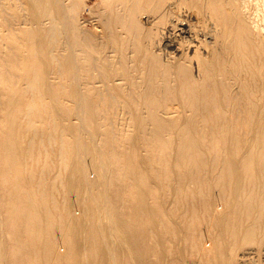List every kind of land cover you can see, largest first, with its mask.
<instances>
[{"label":"rangeland","instance_id":"rangeland-1","mask_svg":"<svg viewBox=\"0 0 264 264\" xmlns=\"http://www.w3.org/2000/svg\"><path fill=\"white\" fill-rule=\"evenodd\" d=\"M168 1L170 0H162V2L160 0V3L159 0H68V7L66 8L67 19L70 17L74 20L73 21L70 18L68 19V24L72 31L71 33H73L77 39H80L83 44L86 43L88 44L87 46H92L91 49H93L95 53L91 52V55L99 56L104 54L107 56L106 59L114 60V63L116 62L115 64L113 63V72H109L106 74V76H103L102 79H98L97 77H101V75H97L98 73L95 72L93 77V79H95L91 82V88L86 86L85 80H82L80 83L82 84V97H80L81 100L82 98L83 100H79V102L78 96L74 94L77 89V85L75 84L78 80V77L73 79V76L70 75L71 72L68 71L67 63H65V54L63 55L65 50L62 48H58V50L57 48L55 49V47L59 45V41L63 40V36L56 38V46H51L53 48V52L57 50L61 52L63 56H60L58 59H56L58 62L56 60L52 61V59L47 57L49 74L45 73V75L48 79L42 78V74L40 73V75L37 74L39 75L38 79L40 78L43 83H39L42 81L37 79L38 81L36 80L37 82L35 85H33V90H31L29 89L28 80H20V78L25 74L28 76L33 74L31 72V68H25L23 65H21L22 56L25 58L26 55L25 49L20 45V42H22L21 40H24L26 37L21 33L24 29H27V25H23L24 22H21V18L24 15L18 14L16 17L13 10L11 9V11H9L12 15L7 10H5L4 14L0 13V98H2L0 100V142H3V140L6 139L7 145L9 147V153L7 154L6 158L3 157L2 160L0 159V264H44L45 262V264H111L112 261V264H264V57H262L264 56L262 55L264 52V16H262L264 14V0H259V2H257L258 0H236L235 2L234 0H227L228 4L226 3V0H194L195 3L193 0H183V8L178 9L180 11L182 9L186 11L184 12V22L181 21L182 23L179 21L180 18H175L171 14L167 15L165 12L164 7ZM217 1L218 5H216ZM189 2L190 8L188 7ZM212 2L213 6L212 4L209 5V3ZM196 3L201 6L197 7ZM255 3L258 5H255ZM69 5H72L70 9ZM206 5L209 6L206 7ZM174 11H176V9H174ZM110 12L112 13L110 14ZM233 13H235L236 16ZM230 14H233V16L230 17ZM242 14H244L243 17ZM252 14L253 16H251ZM7 15H11L12 17ZM234 16L236 21L235 18H233ZM146 18H149L150 22L149 20L146 22ZM222 22L226 24L232 22V29L235 31L233 32L234 39L228 40V38L222 35L226 31H224L226 27L221 26ZM245 22H247L250 27H248V24ZM200 24H203L204 27H206L205 30H208V36H204L202 33L199 34L196 38L198 40L197 45V43L192 41L190 35L185 33V31L189 28L197 29ZM213 24H215L216 27ZM171 26H173L172 32L169 31L170 29H167V27L171 28ZM253 27L257 31L252 30ZM261 27L262 30H260ZM81 30L83 32H81ZM127 30L129 31L128 34L126 32ZM219 30L220 32H223L221 33V36L217 35V31ZM215 31L217 36L215 35ZM261 31H263V34ZM253 32H256V34ZM244 34L247 35L246 39ZM5 36L9 39V41ZM19 36L21 37L19 38ZM247 37L249 38L247 39ZM214 38H216L215 40L218 42H215ZM250 40L253 41L254 45L250 42ZM254 40L256 42H254ZM261 40L263 41L260 42ZM168 41H171V43H168ZM126 42L127 44H125ZM13 43L15 46L17 45V49H12V51L16 52L20 48L18 51V57L16 58L8 57L9 54L6 52L8 49L6 51L3 50L7 48L6 45ZM227 43H229L228 46L226 45ZM192 45H197V47H199L196 54H194V49H188ZM112 46L114 48H112ZM170 47H172V49ZM22 48L23 52H20ZM217 48L220 52L216 50ZM261 48L263 49V52ZM114 49L116 51H121L122 49V51H119L118 54L115 53L116 51ZM226 51H228V53ZM3 52H6L7 56L5 53L2 54ZM12 53L10 52V54ZM211 54H213L215 57H212ZM150 55H154V58L152 56L151 59ZM229 56L230 58H228ZM197 57H199V60L202 64L208 66L211 64L209 62L216 60L217 65H215V63H213V65L219 69V73L207 77L204 75L206 72V67L204 66H200V71H198V67L196 66L198 61ZM227 58L229 60H227ZM261 58L263 59L261 60ZM10 59H16L18 62H16V60H13L12 62ZM247 59L249 61H247ZM226 61L229 63L226 64ZM9 62L11 65H7ZM176 62L179 63L175 64ZM118 63L120 68L117 67ZM224 63L226 64L225 66H227V69L224 66ZM238 63L240 64L239 68ZM228 64L234 66L231 67ZM15 65L16 67H13ZM121 65L125 67L123 68ZM135 65L136 68L131 67ZM59 66L61 67L59 68ZM2 67H4L3 70ZM129 67H131L133 70ZM230 67L234 69L231 71L228 70ZM118 70L119 72H117ZM162 70L166 72L167 75L162 73ZM181 70L183 72H181ZM51 71H53V73ZM228 71L231 74H228ZM188 72H191L192 74ZM145 73H148V75L145 76ZM181 74L182 76L184 75V77H181ZM242 75L244 79L242 78V80H240ZM134 77L138 79H135ZM177 77L178 80H174L177 79ZM154 79L156 80L154 81ZM183 79L186 80V82ZM202 79L205 80L204 83ZM132 80L134 81L132 82ZM165 80L168 87L167 85H165L166 87L164 86ZM45 81L48 84L47 87L44 86V84L46 85ZM110 81L112 83H110ZM129 81L132 82V85L131 82L129 85ZM14 83L17 85V87L14 85ZM145 83H149L150 86H148L149 84L146 85ZM159 83L161 84L159 85ZM136 84L138 91L136 89L134 91ZM236 84H239L237 85L238 87ZM103 85L106 87V90L103 88ZM177 86H180L182 91ZM26 87L28 89H26ZM18 88L21 90L20 93L23 94L24 92V94L20 97V99H13V96H10L13 93H19ZM72 88L75 89L73 90ZM228 90H231V93ZM53 91H56L57 93H54ZM152 91L155 92L152 93ZM168 91H170V94ZM216 91L217 94L215 93ZM38 92L41 94L43 92L42 99L41 97H38ZM142 92L143 95L141 94ZM236 92H238L237 95ZM235 95L236 98L234 97ZM250 95L255 101L250 98ZM176 96L180 97L177 98ZM7 97L12 100L7 99ZM112 97L114 98L113 100ZM47 98L50 100L47 101ZM234 98L236 100H234ZM36 99H39L41 104L39 103V100L37 101ZM73 99L75 100V105L78 102L80 106H78V104L77 106H74ZM30 100L34 102L33 104L35 106L28 102ZM151 100H153V102H151ZM210 102H214V104H211ZM36 104L38 105L36 106ZM251 105L254 108H252ZM195 107H197V109ZM80 108L85 110V112L82 113V118H85V121L89 119L85 123L82 122V118H78L76 114L73 113ZM89 108L92 109L93 112H97L94 114L95 116L98 114L97 118L93 116L95 123L90 121L91 112H88ZM251 109L256 110L252 111ZM5 110L8 111L5 112ZM36 113L39 114L36 115ZM88 113H90L89 116H86ZM5 114H7V116H5ZM53 114H60V116H55ZM33 115H35L36 118H34ZM48 116H51L52 118H49ZM130 116H133V119ZM135 116H137V120L134 118ZM8 118L10 120L12 119L13 122ZM55 118H60V120H56ZM139 118H141V124L139 123ZM146 118L149 122L146 120ZM47 119L49 120L47 121ZM52 119H55L53 121L54 124L51 121ZM61 119L63 120L61 121ZM8 121L11 123L7 124ZM56 122H61L59 123L61 125H58ZM31 123H34L32 124L33 126H31L32 128L30 127ZM58 127H60V130H62L65 135L60 130H58ZM142 127L143 129H141ZM69 129L72 132L70 133L71 137L69 136L70 131H67ZM184 133L188 137H186ZM7 134L10 137H8ZM85 134L86 136H84ZM77 135L79 137H77ZM189 136L193 138H190ZM7 137L8 139H13L14 141L8 140ZM74 137H77V139H74ZM80 138L81 141H79ZM59 139L62 141L59 142ZM166 139L168 141H166ZM72 142L74 147L78 148V151L72 147ZM76 142H79L80 144L78 145ZM8 143L11 145V148ZM83 144L84 146L82 147ZM90 144L92 145V148ZM95 145L100 146L97 147ZM93 148L96 151L93 150ZM111 148H113L114 153L112 152ZM26 149L29 151L32 150V152H29ZM72 150L74 153L76 152V154L79 153V156L76 155V157H73L74 154H72ZM250 150L251 152H249ZM28 152L32 153L30 157H28ZM60 152H63L64 154ZM66 154L69 156L67 157ZM88 156H90L89 161ZM75 158L80 165H77V162L73 161ZM103 159L108 160H106L107 162L105 163ZM68 160H70V164H67ZM101 160H103V162ZM7 162L9 163L7 164ZM108 162H110V165ZM62 163L64 164L63 167ZM85 163L86 165H84ZM94 163H97L96 169L99 167V171L98 169L96 170L94 168ZM101 164L102 167L100 166ZM83 165L84 167L82 168ZM107 166V173H104ZM7 167H9V169ZM66 167L70 169L69 172L66 170ZM6 168L7 170L5 174L4 170ZM118 168L120 169L118 170ZM108 171L110 173H108ZM85 173L86 177L84 176ZM31 174H33L34 178L31 177ZM65 175L68 178V181L65 179ZM116 175H118L117 178H115ZM82 176H84L83 178H85L86 182L82 183L84 185L80 183L81 181H84ZM31 178L32 180H30ZM40 178H42V180ZM118 178L120 179L119 181ZM112 179L117 180L112 183ZM69 180L74 185L72 190H70L71 186L69 184ZM105 180H109L108 182L110 183L106 182ZM86 184L87 186H85ZM88 185H90L92 188H90ZM42 186L45 187L43 188ZM82 186H84L83 188L85 190L81 189L79 192L78 190L82 188ZM93 186L95 188L98 186L96 189H94L96 191H93ZM77 188L78 190H76ZM107 189L109 190L106 193ZM72 191H75V193L73 194ZM100 192L102 195H100ZM103 192L105 193L104 195ZM113 192H115L117 195ZM85 195L87 196L86 198ZM39 199L43 202L42 204L39 202ZM34 200L36 201L33 203ZM108 200L112 201L109 203ZM108 203L110 204V207ZM97 204L99 207H96ZM21 205L23 209L25 208V212L22 211L23 209H18L21 207ZM46 206L47 208H45ZM85 206L87 207L85 208ZM99 209H102V212L104 210L103 214H101L102 212ZM99 211L100 214H98ZM43 212L45 213L43 214ZM88 213L92 214V216ZM107 213L111 214V216ZM95 214H98V216L96 217ZM18 215L19 217H17ZM51 215L55 216L54 219ZM33 216L36 217L33 218ZM66 217L68 218L67 220ZM16 218L18 219L17 221L21 223L16 222ZM77 218H79L78 221L80 219L82 220L78 222ZM33 219H36L34 220L35 222ZM70 219H72L71 223L69 222ZM218 219L220 220V223ZM50 221L51 223H49ZM67 221L69 224H67ZM25 222L28 223H26V226ZM55 222H58L59 224ZM31 223H34L32 225L36 224V229L35 227H30L32 226ZM37 223L40 225H37ZM54 223L57 225L55 226ZM79 225L80 227L78 228ZM28 226L31 230L30 232ZM71 226L72 229L75 230L73 233L70 228ZM32 231L34 232L32 233ZM103 231H107V236ZM101 232H103L102 234L104 236L100 234ZM41 233L43 234L41 235ZM13 236L15 238L19 236L16 238L17 241L14 240L15 238ZM107 238L108 241L106 240ZM68 239L70 241H68ZM106 241L109 250L104 243ZM18 243L20 245H18ZM112 243L114 247L111 245ZM103 244L105 245L103 246ZM36 249H40V251L38 250L37 252ZM53 256L54 258H52ZM53 261L55 263H53ZM130 261H132V263Z\"/></svg>","mask_w":264,"mask_h":264},{"label":"bare ground","instance_id":"bare-ground-1","mask_svg":"<svg viewBox=\"0 0 264 264\" xmlns=\"http://www.w3.org/2000/svg\"><path fill=\"white\" fill-rule=\"evenodd\" d=\"M6 1V2H5ZM72 1V0H71ZM117 1V0H116ZM165 1V0H164ZM192 1V0H191ZM194 1V0H193ZM205 1V0H204ZM210 1V0H209ZM219 1V0H218ZM218 1H217V4L216 5H218ZM236 0H234V2H235ZM262 1V0H261ZM67 2H68V0H0V13H2V14H4V12H5V10H7L8 12H10L11 10H13V12H14V14H15V16L16 15H18V14H23L24 16L21 18L22 19V21L21 22H24L23 23V25H27L26 27H27V29L25 30H23V32H21L22 34H24L26 37H25V39H24V37H23V39L24 40H21L22 42H20V45L21 46H23V48L25 49V52H26V55H25V58H24V56H22V60H21V65H23L25 68H31V72L33 73V74H31L30 76H28L27 74H25V75H23L21 78L20 77H18V78H20V80H28L29 82H28V84H29V89H31V90H33V88H34V86L33 85H35L36 84V82L40 79H38V76L40 75V74H42L41 76H42V78H44V79H48V78H46L47 76L45 75V73L47 74H49V72H48V62H47V57L48 58H50V59H52V61H54V60H56V59H58V57H62L64 54H65V58H66V61H65V63H67V67H68V71H70L71 73H70V75H72L73 76V79L74 78H77L78 80L76 81V84L75 85H77L76 86V91H75V93L74 94H76L77 96H78V102H79V100H81V89H82V84H80L81 82H82V80H85V83H86V86H89V88H91V82H92V80H94L93 79V77H94V74H95V72H97L98 74L97 75H101V77H97L98 79H102L103 78V76H106V74H108L109 72H113V69H114V67H113V61L114 60H109V59H106L107 58V56H105L104 54L103 55H99V56H93V55H91V52L93 53L94 51H93V49H91V47L90 46H87L88 44H83V42H81L80 41V39H77V37L75 36V35H73V33H71L72 31H71V28H70V26H69V24H68V19L70 18V17H68V19H67V13H66V8L68 7V4H67ZM156 2H158V1H156ZM161 2H162V0H161ZM188 2V1H187ZM197 2V1H196ZM203 2V1H202ZM207 2V1H206ZM205 2V3H206ZM233 2V3H234ZM252 2H254V1H252ZM257 2H259V0L257 1ZM73 3V2H72ZM120 3V2H119ZM128 3V2H127ZM159 3H160V0H159ZM194 3H195V1H194ZM205 3H203V4H205ZM225 3V2H224ZM226 3H227V0H226ZM263 3V2H262ZM261 3V4H262ZM115 4V3H114ZM134 4H136V3H134ZM189 4H190V2L188 3V7H189ZM197 4V3H196ZM210 4H212V6H213V2L212 3H209V5ZM228 4V3H227ZM236 4V3H235ZM243 4V3H242ZM253 4V3H252ZM118 5V4H117ZM184 6V4H183V0H170V1H168L167 3H166V5H165V7H164V9H165V12L167 13V15L168 14H171L172 16H174L175 18L177 17V18H180V22L181 21H183L184 22V20H183V17H184V12H186L184 9H182L181 11L180 10H178V9H181V8H183V6ZM192 5V4H191ZM208 5V6H209ZM215 5V6H216ZM246 5V4H245ZM255 5H258V4H256L255 3ZM72 6V5H71ZM70 5H69V9H70V7H71ZM114 6V5H113ZM158 6H159V4H158ZM192 6H194V5H192ZM201 6V5H200ZM199 6V4H197V7H200ZM207 5H206V7H208ZM225 6H226V4H225ZM234 6H236V5H234ZM233 6V7H234ZM241 6V5H240ZM253 6V5H252ZM153 7H154V5H153ZM227 7V6H226ZM231 7H232V5H231ZM262 7V6H261ZM264 7V6H263ZM262 7V8H263ZM141 8V7H140ZM187 8V7H186ZM190 8V7H189ZM203 8V7H202ZM212 8V7H211ZM210 8V9H211ZM236 8V7H235ZM245 8V7H244ZM256 8V7H255ZM11 9V10H10ZM132 9H133V7H132ZM146 9V8H145ZM174 9H176V11H174ZM214 9V8H213ZM222 9V8H221ZM232 9H234V8H232ZM232 9H230L231 11H233ZM259 9V8H258ZM10 10V11H9ZM147 10V9H146ZM151 10V9H150ZM190 10V9H189ZM216 10V9H215ZM219 10V9H218ZM73 11V10H72ZM120 11V10H119ZM140 11V10H139ZM149 11V10H148ZM220 11V10H219ZM230 11V12H231ZM250 11V10H249ZM255 11H258V10H255ZM255 11H254V13H255ZM260 11V10H259ZM114 12H115V10H114ZM122 12V11H121ZM127 12H128V10H127ZM151 12V11H150ZM211 12V11H210ZM226 12H227V10H226ZM70 13H72V12H70ZM112 12H110V14H111ZM117 13H119V12H117ZM135 13V12H134ZM212 13V12H211ZM229 13V12H228ZM232 13V12H231ZM238 13V12H237ZM242 13H244V12H242ZM260 13V12H259ZM6 14V13H5ZM10 14H11V12H10ZM127 14V13H126ZM216 14V13H215ZM234 15H235V13H233ZM233 14L231 15L230 14V17L231 16H233ZM256 14V13H255ZM263 14V13H262ZM1 15V14H0ZM12 15V14H11ZM10 15V16H11ZM122 15H123V13H122ZM243 15L244 14H242V17H243ZM7 16H9V15H7ZM9 16V17H10ZM14 16V17H15ZM20 16V15H19ZM18 16V17H19ZM126 16V15H125ZM149 16V15H148ZM213 16H215V15H213ZM224 16V15H223ZM222 16V17H223ZM236 16V15H235ZM235 16L233 17V18H235ZM240 16V15H239ZM246 16V15H245ZM251 16H253V14L251 15ZM262 16H264V14L262 15ZM12 17V16H11ZM17 17V16H16ZM130 17V16H129ZM135 17H136V15H135ZM193 17V16H192ZM209 17V16H208ZM257 17V16H256ZM72 18H73V16H72ZM121 18H122V16H121ZM174 18V19H175ZM221 18V17H220ZM225 18V17H224ZM223 18V19H224ZM245 18V17H244ZM258 18V17H257ZM257 18H256V20H257ZM263 18V17H262ZM5 19V18H4ZM12 19V18H11ZM71 19V18H70ZM130 19V18H129ZM128 19V20H129ZM155 19V18H154ZM210 19V18H209ZM214 19V18H213ZM215 19H216V17H215ZM222 19V20H223ZM240 19V18H239ZM264 19V18H263ZM263 19H262V21H263ZM18 20V19H17ZM71 20H73V19H71ZM148 20H149V18H146L145 19V21L146 22H148ZM152 20H153V18H152ZM221 20V19H220ZM225 20V19H224ZM19 21V20H18ZM17 21V22H18ZM74 21V20H73ZM109 21V20H108ZM134 21V20H133ZM176 21V20H175ZM212 21V20H211ZM211 21H210V23H211ZM235 21H236V18H235ZM244 21V20H243ZM254 21V20H253ZM252 21V22H253ZM259 21V20H258ZM122 22V21H121ZM142 22V21H141ZM149 22H150V20H149ZM238 22V21H237ZM251 22V21H250ZM255 22H257V21H255ZM6 23V22H5ZM182 23V22H181ZM214 23V22H213ZM240 23V22H239ZM245 23H247V22H245ZM262 23V22H261ZM71 24V23H70ZM103 24V23H102ZM120 24V23H119ZM209 24V23H208ZM228 24H230V25H228ZM228 24H226V23H224V22H222V24H221V26H225L226 28L224 29V33L223 32H220V30L219 31H217L218 33H217V35H220L221 36V33H223L222 35L223 36H225L226 38H228V40H230V39H234V33L233 32H235L233 29H232V22L230 23H228ZM243 24V23H242ZM248 24V23H247ZM253 24V23H252ZM7 25V24H6ZM108 25H109V23H108ZM121 25V24H120ZM120 25H119V27H120ZM178 25H179V23H178ZM206 25V24H205ZM215 27H216V25L215 24H213ZM238 25V24H237ZM72 26V25H71ZM209 26V25H208ZM212 26V25H211ZM214 26H213V28H214ZM7 27H8V25H7ZM106 27V26H105ZM184 27V26H183ZM190 27V26H189ZM248 27H250L249 26V24H248ZM73 28V27H72ZM205 28L206 27H204V25L203 24H200L198 27H197V29H191V28H189L188 29V27H187V29L188 30H186L185 31V33H188L189 35H190V37L192 38V41H194L195 43H197V36L199 35V34H201L202 33V35L204 34V36L206 35V36H208V34H207V31L205 30ZM209 28V27H208ZM234 28H235V26H234ZM241 28V27H240ZM257 28V27H256ZM258 28H259V25H258ZM74 29V28H73ZM104 29V28H103ZM128 29V28H127ZM167 29L169 30V31H173V26H171V28H169V27H167ZM216 29V28H215ZM217 29H219V28H217ZM244 29H245V27H244ZM76 30V29H75ZM167 30V31H168ZM214 30V29H213ZM242 30V29H241ZM249 30V29H248ZM252 30H254V31H257L256 29H254V27H253V29ZM252 30H251V32H252ZM260 30H262V27H261V29ZM7 31V30H6ZM74 31V30H73ZM113 31V30H112ZM111 31V32H112ZM205 31V32H204ZM210 31H212V30H210ZM244 31V30H243ZM246 31H247V28H246ZM246 31H244V32H246ZM250 31V30H249ZM15 32V31H14ZM75 32V31H74ZM81 32H83L82 30H81ZM109 32H110V30H109ZM127 32V34H128V30L126 31ZM184 32V31H183ZM182 32V33H183ZM212 32H214V31H212ZM242 32V31H241ZM263 31H261V33H262ZM10 33H12V32H10ZM42 33H43V35H42ZM76 33V32H75ZM85 33V32H84ZM147 33V32H146ZM206 33V34H205ZM248 33V32H247ZM253 33H255L256 34V32H253ZM13 34V33H12ZM252 34V33H251ZM250 34V35H251ZM263 34V33H262ZM9 35V34H8ZM83 35V34H82ZM130 35V34H129ZM180 35V34H179ZM184 35V34H183ZM215 35H216V31H215ZM214 35V36H215ZM216 35V36H217ZM243 35V34H242ZM257 35H259V34H257ZM63 36V37H62ZM212 36V35H211ZM240 36V35H239ZM244 36H245V39H246V34H244ZM6 37V36H5ZM14 37H15V35H14ZM21 36H19V38H20ZM59 37H62V39L63 40H61V41H59V45L57 46V47H55V49L57 48V50H58V48H62L63 50H65V53H63V55L61 54V52H59V51H57V50H55L54 52H53V48L51 47V46H54L55 45V43L57 42V39L56 38H59ZM94 37V36H93ZM122 37V36H121ZM189 37V36H188ZM241 37V36H240ZM254 37L256 38V36L254 35ZM253 37V38H254ZM7 38V37H6ZM86 38V37H85ZM110 38V37H109ZM140 38V37H139ZM138 38V39H139ZM187 38V37H186ZM217 38V37H216ZM216 38H214V40L216 39ZM249 37H247V39H248ZM252 38V37H251ZM250 38V39H251ZM8 39V38H7ZM13 39V38H12ZM102 39V38H101ZM144 39H146V38H144ZM236 39V38H235ZM263 39V38H262ZM1 40V39H0ZM103 40V39H102ZM115 40V39H114ZM119 40H121V39H119ZM206 40V39H205ZM226 40V39H225ZM238 40V39H237ZM256 40V39H255ZM254 40V42H256ZM264 40V39H263ZM263 40H261L260 42H262ZM8 41H9V39H8ZM112 41V40H111ZM128 41V40H127ZM232 41V40H231ZM240 41V40H239ZM10 42H11V40H10ZM108 42H109V40H108ZM115 42V41H114ZM132 42V41H131ZM140 42V41H139ZM205 42V41H204ZM215 42H218L217 40H215ZM220 42V41H219ZM237 42V41H236ZM250 42L254 45V43H253V41L252 40H250ZM1 43V42H0ZM89 43V42H88ZM168 43H171V41H168ZM211 43V42H210ZM233 43V42H232ZM247 43V42H246ZM259 43V42H258ZM258 43H256V44H258ZM16 44H18V43H16ZM125 44H127V42L125 43ZM133 44H134V41H133ZM139 44H141V43H139ZM138 44V45H139ZM213 44V43H212ZM241 44V43H240ZM255 44V45H256ZM14 43L13 44H8V45H6V47L7 48H5V49H3V50H7L6 52H7V54H9V56L8 57H10V58H16V57H18V51H19V49H18V51H16V52H14V51H12V49L14 50H16L17 49V45L15 46V48H14ZM112 45V44H111ZM146 45V44H145ZM188 45H190V44H188ZM197 45H198V43H197ZM197 45H192V46H190L188 49L189 50H191V49H194V54H196V52H197V50H198V48L199 47H197ZM225 45V44H224ZM227 46L229 45V43H227L226 44ZM231 45V44H230ZM261 45V44H260ZM56 46V45H55ZM167 46V45H166ZM175 46V45H174ZM213 46V45H212ZM257 46V45H256ZM4 47V46H3ZM65 47V48H64ZM134 47H135V44H134ZM165 47V46H164ZM218 47H219V45H218ZM222 47H224V46H222ZM253 47V46H252ZM262 47V46H261ZM23 48L21 49V51L20 52H23ZM112 48H114L113 46H112ZM131 48V47H130ZM139 48V47H138ZM171 49H172V47H170ZM231 48V47H230ZM234 48V47H233ZM238 48H239V46H238ZM259 48V47H258ZM11 49V50H10ZM61 49V50H62ZM134 49V48H133ZM136 49V48H135ZM166 49H168V48H166ZM187 49V48H186ZM226 49V48H225ZM224 49V50H225ZM255 49H257V48H255ZM63 50H62V52H63ZM113 50V49H112ZM115 50V49H114ZM165 50V49H164ZM213 50H214V47H213ZM212 50V51H213ZM216 50H218L219 51V49L217 48ZM227 50V49H226ZM243 50H244V47H243ZM261 50H262V52H263V49L261 48ZM8 51H9V53H8ZM116 51V50H115ZM120 51V50H119ZM119 51H116L115 53H118ZM121 51H122V49H121ZM120 51V52H121ZM139 51H140V49H139ZM229 51H230V49H229ZM6 52H3L2 54H4L5 53V55H6ZM10 52L12 53V54H10ZM136 52H138V51H136ZM174 52H175V50H174ZM217 52V51H216ZM220 52V51H219ZM227 53H228V51H226ZM234 52V51H233ZM244 52V51H243ZM258 52V51H257ZM261 52V53H262ZM95 53V52H94ZM139 53V52H138ZM143 53V52H142ZM231 53V52H230ZM245 53V52H244ZM258 53H260V52H258ZM22 54H24V53H22ZM119 54V53H118ZM121 54V53H120ZM130 54V53H129ZM152 54V53H151ZM214 54V53H213ZM213 54H211L212 55V57H215V56H213ZM223 54V53H222ZM237 54H238V52H237ZM246 54V53H245ZM252 54V53H251ZM122 55V54H121ZM142 55V54H141ZM217 55V54H216ZM226 55V54H225ZM228 55H230V54H228ZM227 55V56H228ZM233 55H234V53H233ZM262 55H264V52H263V54ZM7 56V55H6ZM119 56V55H118ZM117 56V57H118ZM151 56V55H150ZM153 56V58H154V55H152ZM152 56H151V59H152ZM248 56H250V55H248ZM260 56V55H259ZM114 57V56H113ZM132 57H133V55H132ZM147 57V56H146ZM223 57H225V56H223ZM222 57V58H223ZM235 57V56H234ZM233 57V58H234ZM253 57V56H252ZM262 57H264V56H262ZM20 58V57H19ZM18 58V59H19ZM120 58V57H119ZM128 58V57H127ZM142 58V57H141ZM198 59V61H197V63H196V66L198 67L197 68V70L198 71H200L199 70V67L200 66H204V67H206L205 68V70H206V72H205V74L204 75H206L207 77H209V76H212V75H215V74H218L219 73V69L216 67V66H214L213 65V63H215V65H217V63H216V60H213V61H211L210 59V61L211 62H209V60H208V62L209 63H211V64H209V66L208 65H205V64H202L201 62H200V60H199V57H197ZM221 58V59H222ZM228 58H230V56L228 57ZM227 58V60H229ZM246 58V57H245ZM121 59H122V57H121ZM134 59V58H133ZM184 59V58H183ZM182 59V60H183ZM226 59V58H225ZM235 59V58H234ZM263 58H261V60H262ZM13 60H16V59H13ZM13 60L12 59H10V61H12L13 62ZM144 60V59H143ZM149 60V59H148ZM238 60V59H237ZM1 61V60H0ZM57 61V60H56ZM121 61V60H120ZM133 61V60H132ZM131 61V62H132ZM135 61V60H134ZM138 61V60H137ZM183 61H185V60H183ZM241 61V60H240ZM247 61H249L248 59H247ZM254 61V60H253ZM3 62V61H2ZM1 62V63H2ZM16 62H18L17 60H16ZM16 62H14V63H16ZM58 62V61H57ZM123 62V61H122ZM218 62V61H217ZM239 62V61H238ZM257 62H258V60H257ZM20 63V62H19ZM116 63V62H115ZM114 63V64H115ZM140 63H141V61H140ZM139 63V64H140ZM177 63H179V62H176L175 64H177ZM227 63H229V62H227L226 61V64ZM232 63V62H231ZM7 64V63H6ZM13 64V63H12ZM123 64V63H122ZM130 64V63H129ZM132 64V63H131ZM174 64V65H175ZM225 63H224V66L226 65ZM261 64V63H260ZM259 64V65H260ZM3 65H4V63H3ZM7 65H11L10 64V62H9V64H7ZM38 65H39V67H38ZM141 65V64H140ZM149 65V64H148ZM154 65V64H153ZM156 65H157V63H156ZM187 65H188V63H187ZM186 65V66H187ZM221 65V64H220ZM229 65V64H228ZM239 63H238V68H239ZM241 65H243V64H241ZM247 65V64H246ZM262 65V64H261ZM5 66V65H4ZM122 66V65H121ZM137 66H138V64H137ZM142 66V65H141ZM168 66V65H167ZM183 66V65H182ZM181 66V67H182ZM229 66H231V65H229ZM232 66H234V65H232ZM231 66V67H232ZM248 66V65H247ZM253 66V65H252ZM255 66V65H254ZM13 67H16V65L15 66H13ZM20 67V66H19ZM61 66H59V68H60ZM117 67L118 68H120L119 67V63H118V65H117ZM123 68L125 67V66H122ZM131 67H134V68H136V65L135 66H131ZM131 67H129V68H131ZM175 67V66H174ZM180 67V68H181ZM203 67V68H204ZM226 67V69H227V66H225ZM230 67V68H231ZM246 67V66H245ZM249 67V66H248ZM263 67V66H262ZM3 68L4 67H2V70H3ZM7 68V67H6ZM58 68V69H59ZM154 68H155V66H154ZM153 68V69H154ZM186 68V67H185ZM202 68V67H201ZM200 68V69H201ZM222 68V67H221ZM228 68V70H232V69H234V68ZM243 68V67H242ZM253 68V67H252ZM10 69V68H9ZM20 69H21V67H20ZM24 69V68H23ZM122 69V68H121ZM132 69V68H131ZM164 69V68H163ZM174 69V68H173ZM188 69V68H187ZM250 69H251V67H250ZM30 70V69H29ZM55 70V69H54ZM101 70H102V72H101ZM133 70V69H132ZM147 70H148V68H147ZM146 70V71H147ZM151 70V69H150ZM156 70H157V68H156ZM4 71H6V70H4ZM4 71H3V74H4ZM127 71H129V70H127ZM163 71V70H162ZM233 71H235V70H233ZM7 72V71H6ZM30 72V71H29ZM52 73H53V71H51ZM57 72V71H56ZM117 72H119V70L117 71ZM138 72V71H137ZM176 72H177V70H176ZM179 72H180V69H179ZM181 72H183L182 70H181ZM192 72V71H191ZM191 72H188V73H190V74H192ZM221 72V71H220ZM226 72V71H225ZM229 72V71H228ZM239 72V71H238ZM256 72H258V71H256ZM255 72V73H256ZM259 72H260V70H259ZM22 73H24V72H22ZM40 73V74H39ZM129 73V72H128ZM154 73V72H153ZM160 73V72H159ZM162 73H165L166 74V72H162ZM162 73H161V75H162ZM224 73V72H223ZM236 73V72H235ZM235 73H234V75H235ZM243 73V72H242ZM246 73V72H245ZM6 74H8V73H6ZM15 74H17V73H15ZM37 74H39V75H37ZM55 74V73H54ZM53 74V75H54ZM183 74V73H182ZM182 74H181V77H184V75L182 76ZM228 74H231L230 72L228 73ZM263 74H264V72H263ZM122 75V74H121ZM146 75H148V73H145V76ZM160 75V74H159ZM161 75H160V77H161ZM167 75V74H166ZM189 75V74H188ZM220 75V74H219ZM218 75V76H219ZM254 75V74H253ZM260 75V74H259ZM3 76H5V75H3ZM9 76V75H8ZM72 76H71V78H72ZM113 76V75H112ZM131 76V75H130ZM198 76H200V75H198ZM205 76V77H206ZM6 77V76H5ZM11 77V76H10ZM14 77V76H13ZM138 77V76H137ZM141 77V76H140ZM150 77V76H149ZM202 77H203V75H202ZM214 77V76H213ZM230 77V76H229ZM233 77V76H232ZM231 77V78H232ZM247 77V76H246ZM250 77H251V75H250ZM262 77V76H261ZM121 78V77H120ZM119 78V79H120ZM135 78V77H134ZM155 78V77H154ZM163 78V77H162ZM172 78H173V76H172ZM237 78V77H236ZM242 78H243V75L241 76V79L240 80H242ZM254 78H255V76H254ZM38 79V80H37ZM69 79H70V77H69ZM135 79H138V78H135ZM150 79V78H149ZM165 79V78H164ZM186 79V78H185ZM214 79V78H213ZM220 79H221V77H220ZM224 79V78H223ZM233 79H234V77H233ZM238 79V78H237ZM244 79V78H243ZM251 79V78H250ZM37 80V81H36ZM41 80V79H40ZM71 80V79H70ZM107 80V79H106ZM111 80H112V78H111ZM156 79H154V81H155ZM161 80V79H160ZM174 80H178V77H177V79H174ZM184 80V79H183ZM203 80V79H202ZM225 80V79H224ZM254 80V79H253ZM42 81V80H41ZM127 81V80H126ZM134 80H132V82H133ZM185 82H186V80H184ZM194 81V80H193ZM214 81H216V80H214ZM220 81V80H219ZM218 81V82H219ZM226 81V80H225ZM238 81V80H237ZM245 81V80H244ZM20 82H22V81H20ZM27 82V81H26ZM68 82V81H67ZM75 82V81H74ZM77 82H78V84H77ZM130 82L131 81H129V85H130ZM132 82H131V85H132ZM148 82V81H147ZM172 82V81H171ZM176 82V81H175ZM175 82H174V84H175ZM178 82V81H177ZM205 82V80H203V83ZM207 82V81H206ZM238 82H240V81H238ZM246 82V81H245ZM256 82H257V80H256ZM25 83V82H24ZM39 83H43V81L42 82H39ZM45 83H46V81H45ZM69 83V82H68ZM102 83V82H101ZM110 83H112L111 81H110ZM135 83H136V80H135ZM222 83V82H221ZM254 83V82H253ZM262 83V82H261ZM103 84V83H102ZM101 84V85H102ZM146 84V83H145ZM147 84H149V83H147ZM146 84V85H147ZM161 83H159V85H160ZM185 84V83H184ZM208 84V83H207ZM225 84H226V82H225ZM230 84V83H229ZM14 85H15V83H14ZM25 85V84H24ZM111 85V84H110ZM117 85V84H116ZM122 85V84H121ZM165 85H167V83H166V80H165V84H164V86ZM177 85V84H176ZM176 85H174V86H176ZM188 85V84H187ZM202 85V84H201ZM220 85V84H219ZM237 85H239V84H236V86ZM255 85H257V84H255ZM261 85V84H260ZM262 85H263V83H262ZM16 87H17V85H15ZM28 86V85H27ZM40 86V85H39ZM44 86L45 87H47L48 86V84L46 83V85L44 84ZM53 86H54V84H53ZM57 86V85H56ZM72 86V85H71ZM74 86V85H73ZM104 86V85H103ZM113 86V85H112ZM119 86V85H118ZM148 86H150V84L148 85ZM174 86H173V88H174ZM181 86V85H180ZM180 86L178 87V88H180ZM193 86V85H192ZM203 86V85H202ZM216 86V85H215ZM214 86V87H215ZM222 86V85H221ZM44 87V88H45ZM50 87V86H49ZM48 87V88H49ZM113 87H115V86H113ZM134 87V86H133ZM137 84H136V86L134 87V91H135V89L137 90ZM166 87V86H165ZM167 87H168V85H167ZM191 87V86H190ZM217 87H218V85H217ZM220 87V86H219ZM238 87V86H237ZM241 87V86H240ZM245 87V86H244ZM2 88V87H1ZM54 88V87H53ZM104 89L106 88L105 86L103 87ZM145 88V87H144ZM149 88V87H148ZM178 88H176V89H178ZM209 88V87H208ZM216 88V87H215ZM224 88V87H223ZM257 88V87H256ZM19 89V88H18ZM26 89H28L27 87H26ZM46 89V88H45ZM64 89V88H63ZM71 89V88H70ZM73 89V88H72ZM75 89V88H74ZM73 89V90H74ZM114 89H116V88H114ZM113 89V90H114ZM154 89V88H153ZM169 89V88H168ZM181 89V91H182V88H180ZM179 89V90H180ZM186 89V88H185ZM190 89V88H189ZM214 89V88H213ZM212 89V90H213ZM217 89V88H216ZM232 89V88H231ZM242 89V88H241ZM264 89V88H263ZM262 89V90H263ZM35 90V89H34ZM49 90H50V88H49ZM106 90V89H105ZM145 90V89H144ZM155 90V89H154ZM200 90V89H199ZM218 90V89H217ZM243 90V89H242ZM247 90V89H246ZM255 90H257V89H255ZM261 90V89H260ZM36 91V90H35ZM34 91V92H35ZM42 91H43V89H42ZM120 91H121V89H120ZM138 91V90H137ZM143 91V90H142ZM194 91V90H193ZM197 91V90H196ZM222 91V90H221ZM230 93H231V90H228ZM235 91H236V89H235ZM10 92V91H9ZM19 93H16V94H10L11 96L10 97H12L13 96V99L15 98V99H20V97L21 96H23V94H24V92H23V94H21L20 92H21V90L19 89V91H18ZM54 92V91H53ZM56 92V91H55ZM54 92V93H55ZM70 92H71V90H70ZM69 92V93H70ZM107 92V91H106ZM105 92V93H106ZM116 92H117V90H116ZM119 92V91H118ZM153 92H155V91H152V93ZM169 92V94H170V91H168ZM172 92V91H171ZM214 92V91H213ZM240 92V91H239ZM243 92V91H242ZM245 92V91H244ZM263 92V91H262ZM48 93V92H47ZM51 93V92H50ZM57 93V92H56ZM98 93V92H97ZM148 93H149V91H148ZM181 93V92H180ZM183 93V92H182ZM200 93V92H199ZM216 94H217V91L215 92ZM224 93H226V92H224ZM237 93L238 92H236V95H237ZM252 93V92H251ZM260 93V92H259ZM264 93V92H263ZM31 94V93H30ZM49 94V93H48ZM73 94V95H74ZM104 94V93H103ZM130 94V93H129ZM142 95H143V92L141 93ZM155 94V93H154ZM158 94V93H157ZM168 94V95H169ZM192 94H193V92H192ZM191 94V95H192ZM201 94H203V93H201ZM246 94V93H245ZM244 94V95H245ZM249 94V93H248ZM42 95H43V92H42V94L41 93H39L38 92V97L40 98L41 97V99L43 98L42 97ZM45 95V94H44ZM100 95V94H99ZM166 95V94H165ZM181 95V94H180ZM198 95V94H197ZM223 95V94H222ZM236 95L234 96L235 98H236ZM239 95V94H238ZM260 95V94H259ZM45 96H47V95H45ZM71 97H73L72 95H70ZM81 96V97H80ZM101 96V95H100ZM127 96H129V95H127ZM150 96V95H149ZM155 96H156V94H155ZM158 96V95H157ZM189 96V95H188ZM226 96V95H225ZM229 96H231V95H229ZM262 96V95H261ZM9 97V96H8ZM7 97V99H9ZM31 97V96H30ZM53 97V96H52ZM144 97V96H143ZM153 97H154V95H153ZM170 97V96H169ZM177 97V96H176ZM178 97H180V96H178ZM177 97V98H178ZM184 97H185V95H184ZM193 97H194V95H193ZM199 97V96H198ZM206 97V96H205ZM239 97V96H238ZM241 97V96H240ZM259 97V96H258ZM257 97V98H258ZM6 98V97H5ZM164 98V97H163ZM177 98H176V101H177ZM224 98V97H223ZM228 98V97H227ZM234 98V100H236ZM250 98H251V95H250ZM2 98H0V100H1ZM46 99V98H45ZM48 99V98H47ZM59 99V98H58ZM57 99V100H58ZM70 99V98H69ZM99 99H100V97H99ZM108 99H109V97H108ZM114 98L112 97V100H113ZM158 99V98H157ZM212 99V98H211ZM221 99H222V97H221ZM229 99V98H228ZM251 99H253V98H251ZM9 100H12V99H9ZM37 100V99H36ZM39 100V99H38ZM37 100V101H38ZM50 99H48L47 101H49ZM82 100H83V98H82ZM81 100V101H82ZM138 100V99H137ZM141 100V99H140ZM163 100V99H162ZM170 100V99H169ZM179 100V99H178ZM197 100V99H196ZM200 100V99H199ZM202 100V99H201ZM210 100V99H209ZM227 100V99H226ZM233 100V101H234ZM240 100V99H239ZM247 100V99H246ZM249 100V99H248ZM254 100V99H253ZM257 100H259V99H257ZM70 101H72V100H70ZM74 99H73V103H74ZM80 101V102H81ZM142 101V100H141ZM140 101V102H141ZM158 101V100H157ZM165 101V100H164ZM180 101V100H179ZM189 101V100H188ZM192 101V100H191ZM205 101V100H204ZM204 101H201V102H204ZM215 101V100H214ZM255 101V100H254ZM31 105H34L33 103L34 102H32V100H30V101H28ZM76 103V105H75V103H74V106H77V104H78V106H80V104L79 103ZM85 102V101H84ZM114 102V101H113ZM151 102H153V100H151ZM171 102V101H170ZM184 102H185V100H184ZM190 102V101H189ZM188 102V103H189ZM261 102V101H260ZM39 103H40V100H39ZM57 103V102H56ZM73 103H71V104H73ZM82 103V102H81ZM159 103V102H158ZM157 103V104H158ZM160 103H161V101H160ZM186 103V102H185ZM199 103H200V101H199ZM211 104L213 103L214 104V102H210ZM223 103V102H222ZM230 103H231V101H230ZM239 103V102H238ZM245 103H247V102H245ZM256 103H258V102H256ZM41 104V103H40ZM54 104V103H53ZM86 104H88V103H86ZM145 104V103H144ZM152 104V103H151ZM207 104V103H206ZM232 104V103H231ZM255 104V103H254ZM30 105V106H31ZM38 104H36V106H37ZM98 105V104H97ZM96 105V106H97ZM159 105V104H158ZM181 105V104H180ZM189 105V104H188ZM192 105V104H191ZM208 105V104H207ZM243 105V104H242ZM248 105V104H247ZM8 106V105H7ZM28 106H29V104H28ZM27 106V107H28ZM35 106V105H34ZM33 106V107H34ZM73 106V107H74ZM84 106V105H83ZM87 106V105H86ZM144 106V105H143ZM146 106V105H145ZM149 106V105H148ZM165 106V105H164ZM182 106V105H181ZM180 106V107H181ZM219 106H220V103H219ZM224 106V105H223ZM232 106V105H231ZM252 106V105H251ZM255 106V105H254ZM263 106H264V104H263ZM9 107V106H8ZM40 107V106H39ZM54 107H57V106H54ZM109 107V106H108ZM150 107V106H149ZM154 107H156V106H154ZM256 107V106H255ZM30 108V107H29ZM41 108V107H40ZM63 108H65V107H63ZM86 108V107H85ZM91 108V107H90ZM88 109V112H91V114L90 113H88V115H86V116H89V114H90V121L93 123L94 122V118H93V116H95L94 114H96L97 112H93V110L92 109ZM182 108V107H181ZM196 109H197V107H195ZM219 108V107H218ZM221 108V107H220ZM225 108H226V104H225ZM251 108V107H250ZM252 108H254L253 106H252ZM260 108V107H259ZM9 109V108H8ZM18 109V108H17ZM216 109V108H215ZM238 109V108H237ZM261 109H263V108H261ZM42 110V109H41ZM53 110H54V108H53ZM57 110V109H56ZM73 110V109H72ZM164 110H166V109H164ZM190 110V109H189ZM239 110V109H238ZM252 111H255V110H253V109H251ZM6 111H8V110H5V112ZM39 111V110H38ZM43 111V110H42ZM60 111V110H59ZM237 111V110H236ZM65 112V111H64ZM66 112H68V111H66ZM76 112V113H75ZM85 112V110H83L82 108H80V109H78L77 111H74L73 113L74 114H76V116L78 117V118H82V113H84ZM249 112V111H248ZM40 113V112H39ZM39 113H36V115H38ZM152 113V112H151ZM154 113V112H153ZM207 113V112H206ZM136 114V113H135ZM134 114V115H135ZM209 114V113H208ZM253 114V113H252ZM256 114V113H255ZM254 114V115H255ZM52 115V114H51ZM53 115H55V116H60V114H58V115H56V114H53ZM151 115V114H150ZM186 115V114H185ZM210 115V114H209ZM241 115V114H240ZM5 116H7V114H5ZM34 116V118H36L35 117V115H33ZM62 116V115H61ZM97 116H98V114L95 116V118H97ZM229 116V115H228ZM248 116H249V114H248ZM247 116V117H248ZM26 117H27V114H26ZM26 117H24V118H26ZM49 117V116H48ZM48 117H46V118H48ZM65 117V116H64ZM74 117V116H73ZM130 117H132V119H133V116H130ZM136 117L137 116H135L134 118L136 119ZM158 117V116H157ZM207 117H209V116H207ZM12 118V117H11ZM39 118V117H38ZM45 118V117H44ZM49 118H52L51 116L49 117ZM62 118V117H61ZM161 118V117H160ZM170 118V117H169ZM230 118V117H229ZM254 118V117H253ZM9 119V118H8ZM33 119V118H32ZM40 119V118H39ZM56 120H60V118L58 119V118H55ZM54 119V120H55ZM67 119V118H66ZM83 119V118H82ZM85 119V118H84ZM83 119V123H85V122H87V121H85ZM131 119V118H130ZM139 119H140V121H139ZM138 119V121H139V123L141 124L142 122H141V118H139ZM183 119V118H182ZM240 119H241V116H240ZM258 119V118H257ZM263 119V118H262ZM10 120V119H9ZM23 120V119H22ZM35 120V119H34ZM49 119H47V121H48ZM53 119L51 120L52 121V123H53V121H54ZM63 119H61V121H62ZM99 120V119H98ZM102 120H103V118H102ZM137 120V119H136ZM146 120H147V118H146ZM151 120V119H150ZM163 120V119H162ZM255 120V119H254ZM7 121V120H6ZM10 121H12V119L10 120ZM10 121H8L7 122V124L8 123H11ZM32 121V120H31ZM69 121H71V120H69ZM79 121V120H78ZM108 121V120H107ZM133 121V120H132ZM148 121V120H147ZM192 121V120H191ZM203 121V120H202ZM234 121H236V120H234ZM259 121V120H258ZM261 121V120H260ZM13 122V121H12ZM22 122V121H21ZM28 122V121H27ZM26 122V123H27ZM149 122V121H148ZM157 122V121H156ZM210 122V121H209ZM56 123H58V122H56ZM59 123H61V122H59ZM58 123V125H61V124H59ZM95 123V122H94ZM132 123V122H131ZM138 123V124H139ZM211 123V122H210ZM32 124H34V123H31V125H30V127L31 126H33ZM54 124V123H53ZM90 124V123H89ZM99 124V123H98ZM226 124V123H225ZM234 124H236V123H234ZM10 125H13V124H10ZM10 125H8V126H10ZM19 125H20V123H19ZM50 125V124H49ZM63 125V124H62ZM68 125V124H67ZM111 125V124H110ZM133 125V124H132ZM167 125V124H166ZM264 125V124H263ZM63 126H65V125H63ZM77 126H81V125H77ZM29 127V126H28ZM55 127V126H54ZM95 127V126H94ZM93 127V128H94ZM215 127V126H214ZM264 127V126H263ZM19 128V127H18ZM32 128V127H31ZM46 128H47V126H46ZM63 128V127H62ZM77 128V127H76ZM80 128V127H79ZM111 128V127H110ZM64 129V128H63ZM66 129H68V128H66ZM86 129V128H85ZM141 129H143V127L141 128ZM30 130V129H29ZM53 130V129H52ZM58 130H60V127H58ZM87 130V129H86ZM11 131V130H10ZM54 131V130H53ZM61 132H62V130H60ZM64 131H66V130H64ZM68 132H69V136H70V133H72L71 132V130L69 129V130H67ZM66 131V132H67ZM85 131V130H84ZM88 131V130H87ZM111 131V130H110ZM142 131V130H141ZM229 131V130H228ZM33 132V131H32ZM65 132V133H66ZM90 132V131H89ZM3 133V132H2ZM11 133V132H10ZM55 133V132H54ZM53 133V134H54ZM56 133H57V131H56ZM63 133V132H62ZM79 133V132H78ZM91 133V132H90ZM151 133H152V131H151ZM197 133V132H196ZM264 133V132H263ZM5 134V133H4ZM60 134V133H59ZM64 134V133H63ZM84 134V133H83ZM88 134V133H87ZM94 134V133H93ZM111 134H112V132H111ZM185 134V133H184ZM62 135V134H61ZM65 135V134H64ZM76 135V134H75ZM80 135V134H79ZM95 135V134H94ZM186 135V134H185ZM226 135V134H225ZM261 135H262V133H261ZM7 136H8V134H7ZM81 136H82V133H81ZM84 136H86V134L84 135ZM92 136V135H91ZM8 137H10V136H8ZM8 137H7V139H8ZM48 137V136H47ZM56 137V136H55ZM71 137V136H70ZM73 137V136H72ZM77 137H79L78 135H77ZM77 137L75 138L74 137V139H77ZM113 137V136H112ZM112 137H111V139H112ZM186 137H188L187 135H186ZM190 137V136H189ZM220 137V136H219ZM17 138V137H16ZM26 138V137H25ZM61 138V137H60ZM87 138H88V135H87ZM87 138H86V140H87ZM190 138H193V137H190ZM233 138V137H232ZM244 138H245V136H244ZM244 138H243V140H244ZM84 139H85V137H84ZM134 139V138H133ZM202 139V138H201ZM8 140H12V141H14L13 139H8ZM79 140V139H78ZM78 140H76V141H78ZM89 140V139H88ZM190 140H192V139H190ZM17 141V140H16ZM42 141V140H41ZM48 141V140H47ZM60 141H62L61 139H59V142ZM79 141H81V138H80V140ZM84 141V140H83ZM166 141H168L167 139H166ZM202 141V140H201ZM222 141V140H221ZM29 142V141H28ZM74 142V141H73ZM73 142H72V144H73ZM162 142V141H161ZM183 142V141H182ZM194 142V141H193ZM32 143V142H31ZM63 143V142H62ZM66 143H68V142H66ZM78 143V145L80 144L79 142H76V144ZM84 143V142H83ZM94 143V142H93ZM188 143V142H187ZM192 143V142H191ZM195 143V142H194ZM217 143V142H216ZM9 144V143H8ZM33 144V143H32ZM39 144V143H38ZM42 144V143H41ZM69 144V143H68ZM97 144V143H96ZM30 145V144H29ZM49 145V144H48ZM61 145V144H60ZM63 145V144H62ZM91 145V144H90ZM211 145V144H210ZM209 145V146H210ZM9 146H10V148H11V145L9 144ZM31 146V145H30ZM33 146V145H32ZM41 146V145H40ZM81 146V145H80ZM84 146V144L82 145V147ZM95 146H97V145H95ZM98 146H100V145H98ZM97 146V147H98ZM192 146H193V144H192ZM223 146V145H222ZM14 147V146H13ZM15 147H17V146H15ZM27 147V146H26ZM42 147V146H41ZM60 147V146H59ZM62 147V146H61ZM72 147L74 148V149H76V151H78V148H75L74 147V144L72 145ZM71 147V148H72ZM76 147H77V145H76ZM79 147V146H78ZM215 147H216V145H215ZM48 148H49V146H48ZM91 148H92V145H91ZM100 148V147H99ZM108 148V147H107ZM187 148H188V145H187ZM217 148V147H216ZM15 149V148H14ZM32 149V148H31ZM44 149V148H43ZM51 149V148H50ZM67 149V148H66ZM98 149V148H97ZM112 149V152H113V148H111ZM194 149H195V147H194ZM16 150V149H15ZM26 150H28V149H26ZM80 150V149H79ZM93 150H95L94 148H93ZM166 150V149H165ZM178 150V149H177ZM177 150H176V152H177ZM187 150V149H186ZM197 150V149H196ZM224 150V149H223ZM29 151V150H28ZM31 152H32V150H30ZM29 151V152H30ZM34 151V150H33ZM67 151V150H66ZM73 151V150H72ZM83 151V150H82ZM81 151V152H82ZM92 151V150H91ZM96 151V150H95ZM101 151V150H100ZM99 151V152H100ZM28 152V153H29ZM39 152V151H38ZM80 152V151H79ZM104 152V151H103ZM195 152V151H194ZM249 152H251V150L249 151ZM9 153V147H8V145H7V140L5 139V140H3V142H0V159L2 160V158L4 157V158H6V156H7V154ZM23 153V152H22ZM60 153H62V154H64L63 152H60ZM83 153H84V151H83ZM106 153V152H105ZM114 153V152H113ZM113 153H111V154H113ZM116 153V152H115ZM215 153V152H214ZM27 154V153H26ZM32 153H29V156L28 157H30V155H31ZM59 154V153H58ZM72 154H74L73 155V157H76V155H78V154H76V152L74 153V151H73V153ZM81 154V153H80ZM104 154V153H103ZM122 154H124V153H122ZM222 154H223V152H222ZM250 154V153H249ZM248 154V155H249ZM257 154H258V152H257ZM47 155V154H46ZM67 155V154H66ZM83 155V154H82ZM85 155V154H84ZM96 155V154H95ZM108 155V154H107ZM9 156V155H8ZM50 156V155H49ZM58 156H60V155H58ZM62 156H64V155H62ZM69 155H67V157H68ZM79 156V155H78ZM77 156V157H78ZM113 156V155H112ZM111 156V157H112ZM65 157V156H64ZM72 157V158H73ZM82 157V156H81ZM85 157V156H84ZM89 157L90 156H88V161H89ZM96 157V156H95ZM101 157H103V156H101ZM118 157V156H117ZM252 157V156H251ZM32 158V157H31ZM72 158H70V159H72ZM80 158V157H79ZM92 158H94V157H92ZM104 158V157H103ZM173 158V157H172ZM49 159V158H48ZM62 159H63V157H62ZM69 159V158H68ZM82 159V158H81ZM86 159V158H85ZM213 159V158H212ZM246 159V158H245ZM257 159V158H256ZM23 160H24V158H23ZM22 160V161H23ZM30 160V159H29ZM39 160V159H38ZM87 160V159H86ZM93 160V159H92ZM99 160V159H98ZM104 161H105V163L107 162L106 160H108V159H103ZM103 160H101L102 162H103ZM247 160V159H246ZM36 161V160H35ZM62 161V160H61ZM60 161V162H61ZM67 161V160H66ZM69 161L70 160H68V163L67 164H70L69 163ZM73 161H76L77 162V160H76V158H75V160H73ZM87 161V162H88ZM95 161V160H94ZM112 161H113V158H112ZM149 161V160H148ZM5 162V161H4ZM59 162V163H60ZM72 162V161H71ZM84 162H85V160H84ZM96 162V161H95ZM114 162H115V160H114ZM9 162H7V164H8ZM35 163H37V162H35ZM64 163V162H63ZM62 163V167H63V164ZM97 163H98V161H97ZM96 163V164H97ZM110 162H108V164H109ZM244 163V162H243ZM6 164V165H7ZM58 164V163H57ZM77 165H80L78 162L76 163ZM95 164V163H94ZM96 164H95V169H96ZM141 164V163H140ZM205 164V163H204ZM11 165V164H10ZM65 165H66V163H65ZM74 165V164H73ZM73 165H70V166H73ZM77 165H76V167H77ZM84 165H86V163L84 164ZM84 165L82 166V168L84 167ZM110 165V164H109ZM108 165V166H109ZM68 166V165H67ZM69 166V168L71 169V167ZM75 166V165H74ZM98 166H99V164H98ZM97 166V167H98ZM101 167H102V164L100 165ZM104 166H106V165H104ZM108 166L106 167V171L104 172V173H107V168H108ZM117 166H118V164H117ZM222 166V165H221ZM17 167V166H16ZM49 167V166H48ZM75 167V168H76ZM101 167H100V169H101ZM111 167V166H110ZM110 167H109V169H110ZM119 167V166H118ZM8 169H9V167H7ZM7 168L4 170V173L6 174V170H7ZM68 167H66V170H68V172H69V169ZM75 168H73V169H75ZM78 168L80 169V167L78 166ZM93 168V169H94ZM99 168V167H98ZM97 168V169H98ZM55 169V168H54ZM64 169V168H63ZM96 169V170H97ZM103 169V168H102ZM120 168H118V170H119ZM16 170V169H15ZM14 170V171H15ZM30 170H31V168H30ZM59 170V169H58ZM85 170V169H84ZM104 170H105V168H104ZM214 170V169H213ZM13 171V172H14ZM42 171V170H41ZM40 171V172H41ZM77 171H82V170H77ZM98 171H99V169H98ZM117 171V170H116ZM18 172V171H17ZM31 172V171H30ZM46 172V171H45ZM74 172H76V171H74ZM101 172V171H100ZM9 173V172H8ZM47 173V172H46ZM58 173H60V172H58ZM57 173V174H58ZM67 173V172H66ZM108 173H110L109 171H108ZM39 174V173H38ZM43 174V173H42ZM56 174V175H57ZM72 174H75V173H72ZM100 174H102V173H100ZM113 175H115L114 173H112ZM47 175V174H46ZM67 175V174H66ZM66 175H65V177H66ZM69 175V174H68ZM71 175V174H70ZM80 175V174H79ZM82 175V174H81ZM86 175V173L84 174V176ZM121 175V174H120ZM246 175V174H245ZM39 176H40V174H39ZM38 176V177H39ZM77 176V175H76ZM84 176H82V178L84 177ZM104 176H106V175H104ZM103 176V177H104ZM204 176V175H203ZM31 177H33V174H31ZM56 177H58V176H56ZM72 177V176H71ZM70 177V178H71ZM86 177V176H85ZM118 177V175H116V177L115 178H117ZM120 177V176H119ZM34 178V177H33ZM48 178V177H47ZM105 178V177H104ZM110 178H112V177H110ZM114 178V179H115ZM234 178H235V176H234ZM28 179V178H27ZM41 180H42V178H40ZM44 179V178H43ZM66 180L68 179L67 177L65 178ZM64 179V180H65ZM71 179H73V178H71ZM70 179V180H71ZM84 179V181H81L80 183L82 184V183H84L85 182V178H83ZM109 179V178H108ZM30 180H32V178L30 179ZM37 180V179H36ZM59 180V179H58ZM70 180H69V182H70ZM80 180V179H79ZM98 180H100V179H98ZM104 180V179H103ZM110 180V179H109ZM108 180V181H109ZM113 180V179H112ZM117 180V179H116ZM116 180H113L112 181V183L114 182V181H116ZM120 179L118 178V181H119ZM166 180V179H165ZM243 180V179H242ZM38 181V180H37ZM68 181V180H67ZM71 181H73V180H71ZM74 181H75V179H74ZM101 181H102V179H101ZM106 181V180H105ZM104 181V182H105ZM108 181H106V182H108ZM198 181V180H197ZM234 181V180H233ZM32 182V181H31ZM30 183V182H29ZM37 183V182H36ZM35 183V184H36ZM41 183V182H40ZM86 183V182H85ZM97 183H98V181H97ZM108 183H110V182H108ZM112 183H111V185H112ZM233 183V182H232ZM35 184H33V185H35ZM55 184V183H54ZM70 184V190H72L73 189V187H74V185H73V183L72 182H70L69 183ZM88 184V183H87ZM87 184L85 185V186H87ZM103 184V183H102ZM107 184V183H106ZM33 185H32V187H33ZM82 185H84V184H82ZM99 185V184H98ZM100 185H101V183H100ZM99 185V186H100ZM108 185V184H107ZM215 185V184H214ZM29 186V185H28ZM30 186H31V184H30ZM62 186V185H61ZM79 186H80V184H79ZM89 187H90V185H88ZM96 186V185H95ZM110 186V185H109ZM37 187V186H36ZM35 187V188H36ZM43 188L45 187V186H42ZM81 187V186H80ZM79 187V188H80ZM84 186H82V188H80L79 190H78V188L76 189V190H78L79 192H80V190L81 189H83V190H85L84 188H83ZM88 187V188H89ZM94 187V186H93ZM98 187V186H97ZM96 187V188H97ZM104 187V186H103ZM28 188V187H27ZM62 188V187H61ZM90 188H92V187H90ZM89 188V189H90ZM95 187L93 188V191H96V190H94V189H96ZM33 189V188H32ZM63 189V188H62ZM87 189V188H86ZM88 189V190H89ZM22 190V189H21ZM37 190V189H36ZM108 190L109 189H107V191H106V193L108 192ZM23 191V190H22ZM63 191V190H62ZM92 191V192H93ZM111 191V190H110ZM190 191V190H189ZM200 191V190H199ZM198 191V192H199ZM21 192V191H20ZM25 192V191H24ZM23 192V193H24ZM34 192V191H33ZM43 192V191H42ZM51 192V191H50ZM73 192V191H72ZM79 192H78V194H79ZM88 192V191H87ZM89 192H90V190H89ZM88 192V193H89ZM35 193H36V191H35ZM34 193V194H35ZM75 193V191L73 192V194ZM96 193V192H95ZM113 193H115V192H113ZM25 194V193H24ZM40 194H41V192H40ZM43 194V193H42ZM97 194V193H96ZM105 193L103 192V195H104ZM116 194V193H115ZM202 194V193H201ZM213 194V193H212ZM39 195V194H38ZM38 195H36V196H38ZM88 195V194H87ZM91 195V194H90ZM94 195V194H93ZM100 195H102V193L100 192ZM100 195H99V198H100ZM113 195V194H112ZM117 195V194H116ZM160 195V194H159ZM40 196V195H39ZM76 196V195H75ZM81 197V196H80ZM79 197V198H80ZM87 196L85 195V198H86ZM89 197V196H88ZM109 197V196H108ZM28 198V197H27ZM30 198V197H29ZM77 198H78V196H77ZM90 198V197H89ZM102 198V197H101ZM103 199V198H102ZM101 199V200H102ZM109 199V198H108ZM13 200H14V195H13ZM51 200V199H50ZM104 200V199H103ZM120 200V199H119ZM29 201H31V200H29ZM36 200H34L33 201V203L35 202ZM62 201V200H61ZM64 201V200H63ZM112 201V200H111ZM110 200H108V202L110 203L111 202ZM39 202H41V204L43 203L42 201H40V199H39ZM83 202V201H82ZM100 202V201H99ZM102 202V201H101ZM15 203V202H14ZM27 203V202H26ZM52 203V202H51ZM91 203V202H90ZM89 203V204H90ZM95 203V202H94ZM108 203V204H109ZM219 203V202H218ZM69 204V203H68ZM81 204V203H80ZM100 204V203H99ZM29 205V204H28ZM37 205V204H36ZM82 205H83V203H82ZM85 205H86V203H85ZM101 205V204H100ZM123 205V204H122ZM19 206V205H18ZM44 206V205H43ZM53 206V205H52ZM69 206H70V204H69ZM115 206V205H114ZM13 207H15V206H13ZM27 207V206H26ZM55 207V206H54ZM87 206H85V208H86ZM89 207V206H88ZM93 207V206H92ZM91 207V208H92ZM95 207V206H94ZM96 207H99L98 206V204H97V206ZM101 207V206H100ZM109 207H110V204H109ZM12 208V207H11ZM45 208H47V206L45 207ZM84 208V207H83ZM114 208V207H113ZM112 208V209H113ZM18 209H23L22 208V205H21V207L20 208H18ZM25 209V208H24ZM24 209L22 210L23 212H25L24 211ZM29 209V208H28ZM27 209V210H28ZM62 209V208H61ZM94 209V208H93ZM93 209H92V213H93ZM97 209V208H96ZM103 209V208H102ZM102 209H99V210H101V212H102ZM110 209V208H109ZM30 210V209H29ZM52 210V209H51ZM86 210V209H85ZM106 210H108V209H106ZM16 211V210H15ZM20 211V210H19ZM41 211V210H40ZM45 211V210H44ZM49 211V210H48ZM110 211H111V209H110ZM110 211H108V212H110ZM112 211H114V210H112ZM18 212V211H17ZM83 212V211H82ZM90 212H91V210H90ZM103 212H104V210H103ZM103 212L101 213V214H103ZM115 212V211H114ZM113 212V213H114ZM11 213V212H10ZM45 212H43V214H44ZM85 213V212H84ZM98 213V212H97ZM112 213V214H113ZM12 214V213H11ZM14 214V213H13ZM17 214V213H16ZM31 214V213H30ZM29 214V215H30ZM48 214V213H47ZM51 214V213H50ZM55 214V213H54ZM71 214V213H70ZM83 214V213H82ZM88 214H90V213H88ZM98 214H100V211H99V213ZM98 214L96 215V217L98 216ZM107 214H109V213H107ZM49 215V214H48ZM53 215V214H52ZM51 215V216H52ZM86 215H87V213H86ZM91 216H92V214H90ZM110 216H111V214H109ZM21 216V215H20ZM24 216V215H23ZM31 216V215H30ZM60 216V215H59ZM69 216V215H68ZM67 216V217H68ZM73 216V215H72ZM13 217V216H12ZM17 217H19V215L17 216ZM25 217V216H24ZM26 217H27V215H26ZM36 217V216H35ZM34 216H33V218H35ZM53 217V219H54V217L55 216H52ZM66 217V220L68 219ZM71 217V216H70ZM21 218H22V216H21ZM20 218V219H21ZM30 218V217H29ZM51 218V217H50ZM49 218V219H50ZM75 218V217H74ZM73 218V219H74ZM80 218V217H79ZM79 218H77V221H78V219ZM85 218V217H84ZM91 218V217H90ZM116 218V217H115ZM121 218V217H120ZM19 219V220H20ZM24 219V218H23ZM26 219V218H25ZM28 219V218H27ZM53 219H52V221H53ZM60 219V218H59ZM63 219V218H62ZM99 219V218H98ZM101 219V218H100ZM108 219V218H107ZM167 219V218H166ZM219 219H220V217H219ZM218 219V220H219ZM18 219L16 218V222H19V221H17ZM29 220V219H28ZM27 220V221H28ZM31 220H32V218H31ZM34 220H36V219H33V221ZM71 220L72 219H70V223H71ZM75 220V219H74ZM80 220H82V219H80ZM80 220L78 221V222H80ZM86 220V219H85ZM93 220V219H92ZM115 220V219H114ZM168 220V219H167ZM24 221H26V220H24ZM30 221V220H29ZM76 221V220H75ZM89 221V220H88ZM98 221V220H97ZM102 221V220H101ZM15 222V223H16ZM35 222V221H34ZM36 222H38V221H36ZM45 222V221H44ZM63 222V221H62ZM66 222V221H65ZM73 222V221H72ZM90 222V221H89ZM99 222H100V220H99ZM110 222V221H109ZM168 222V221H167ZM217 222V221H216ZM19 223H21V222H19ZM26 223L27 222H25V226H26ZM40 223V222H39ZM39 223H37V225L39 224ZM49 223H51V221L49 222ZM48 223V224H49ZM55 223H58V222H55ZM54 223V224H55ZM75 223V222H74ZM83 223V222H82ZM88 223V222H87ZM218 223V222H217ZM219 223H220V220H219ZM24 224V223H23ZM28 224V223H27ZM32 224H34V223H31V225ZM43 224V223H42ZM59 224V223H58ZM60 224H62V223H60ZM67 224H69L68 223V221H67ZM95 224V223H94ZM93 224V225H94ZM98 224V223H97ZM101 224V223H100ZM168 224H169V222H168ZM1 225V224H0ZM22 225V224H21ZM36 225V224H35ZM35 225H32V226H30L31 228L32 227H35ZM40 225V224H39ZM47 225V224H46ZM51 225H53V224H51ZM57 224H55V226H56ZM85 225V224H84ZM88 225V224H87ZM170 225V224H169ZM23 226V225H22ZM21 226V227H22ZM24 226V227H25ZM54 226V225H53ZM76 226H77V224H76ZM83 226V225H82ZM86 226V225H85ZM171 226V225H170ZM23 227V228H24ZM37 227H39V226H37ZM46 227H48V226H46ZM69 227V226H68ZM80 227V225L78 226V228ZM49 228V227H48ZM56 228V227H55ZM54 228V229H55ZM71 228V230H72V233H73V231H75V230H73L72 229V226L70 227ZM22 229V228H21ZM28 229H29V226H28ZM27 229V230H28ZM35 229H36V227H35ZM40 229V228H39ZM38 229V230H39ZM83 229V228H82ZM82 229H81V231H82ZM108 229V228H107ZM34 230V229H33ZM53 230V229H52ZM55 230H57V229H55ZM62 230V229H61ZM220 230V229H219ZM22 231V230H21ZM24 231H26V230H24ZM31 230L29 229V232H30ZM36 231V230H35ZM44 231V230H43ZM49 231V230H48ZM54 231V230H53ZM53 231H52V233H53ZM58 231H60V230H58ZM66 231H68V230H66ZM108 231V230H107ZM106 231V232H107ZM110 231V230H109ZM114 231H115V229H114ZM117 231V230H116ZM1 232V231H0ZM18 232V231H17ZM28 232V231H27ZM34 231H32V233H33ZM50 232V231H49ZM48 232V233H49ZM64 232V231H63ZM62 232V233H63ZM71 232V231H70ZM104 232V231H103ZM103 232H101L100 234H102ZM106 232H104L105 234H106ZM31 233V234H32ZM77 233V232H76ZM109 233V232H108ZM113 233V232H112ZM115 233V232H114ZM30 234V235H31ZM43 233H41V235H42ZM68 234H71V233H68ZM81 234V233H80ZM82 234H83V232H82ZM98 234V233H97ZM99 234V235H100ZM200 234V233H199ZM14 235V234H13ZM21 235V234H20ZM24 235V234H23ZM56 235H58V234H56ZM64 235V234H63ZM114 235V234H113ZM182 235V234H181ZM16 236V235H15ZM45 236V235H44ZM62 236V235H61ZM75 236V235H74ZM87 236H88V234H87ZM93 236H94V234H93ZM101 236V235H100ZM102 236H104L103 234H102ZM106 236H107V234H106ZM116 236V235H115ZM225 236V235H224ZM3 237H4V235H3ZM14 237V236H13ZM19 236H17L16 238H18ZM37 237V236H36ZM42 237V236H41ZM63 237V236H62ZM66 237V236H65ZM117 237V236H116ZM173 237V236H172ZM15 238V237H14ZM16 238L14 239V240H16ZM26 238H27V236H26ZM43 238V237H42ZM79 238V237H78ZM87 238V237H86ZM119 238V237H118ZM225 238V237H224ZM13 239V238H12ZM30 239V238H29ZM29 239H27V240H29ZM45 239V238H44ZM67 239V238H66ZM66 239H65V241H66ZM84 239V238H83ZM110 239V238H109ZM107 241H108V238L106 239ZM112 240V239H111ZM111 240H110V242H111ZM228 240V239H227ZM17 241V240H16ZM22 241H23V237H22ZM33 241H34V239H33ZM37 241H38V239H37ZM40 241V240H39ZM46 241V240H45ZM68 241H70L69 239H68ZM103 241V240H102ZM105 241V240H104ZM107 241L106 242H104L105 244L107 243ZM27 242V241H26ZM32 242V241H31ZM79 242V241H78ZM83 242H84V240H83ZM219 242V241H218ZM226 242V241H225ZM68 243V242H67ZM71 243V242H70ZM103 243V242H102ZM15 244H17V243H15ZM14 244V245H15ZM33 244H35V243H33ZM41 244V243H40ZM42 244H43V242H42ZM105 244H103V246L105 245ZM13 245V246H14ZM18 245H20L19 243H18ZM112 246H113V243L111 244ZM122 245V244H121ZM41 246V245H40ZM44 246H45V244H44ZM84 246V245H83ZM106 246H107V244H106ZM19 247H21V246H19ZM27 247V246H26ZM108 247V246H107ZM114 247V246H113ZM121 247H123V246H121ZM120 247V248H121ZM18 248V247H17ZM24 248V247H23ZM31 248H33V247H31ZM37 248V247H36ZM42 248V247H41ZM86 248V247H85ZM103 248V247H102ZM125 248V247H124ZM129 248V247H128ZM231 248V247H230ZM14 249H15V247H14ZM22 249V248H21ZM83 249V248H82ZM93 249V248H92ZM104 249H105V247H104ZM179 249V248H178ZM27 250H28V248H27ZM37 250V252H38V250L40 251V249H36ZM108 250H109V247H108ZM169 250H170V246H169ZM218 250V249H217ZM35 251V250H34ZM83 251V250H82ZM85 251V250H84ZM99 251V250H98ZM30 252V251H29ZM49 252V251H48ZM59 252V251H58ZM101 252V251H100ZM106 252V251H105ZM167 252V251H166ZM184 252V251H183ZM35 253V252H34ZM40 253V252H39ZM78 253V252H77ZM83 253V252H82ZM103 253V252H102ZM208 253V252H207ZM26 254V253H25ZM30 254V253H29ZM28 254V255H29ZM95 254V253H94ZM104 254V253H103ZM107 254H109V253H107ZM111 254V253H110ZM168 254V253H167ZM197 254V253H196ZM47 255V254H46ZM56 255V254H55ZM114 255V254H113ZM16 256V255H15ZM38 256H39V254H38ZM61 256V255H60ZM63 256V255H62ZM132 256V255H131ZM135 256V255H134ZM32 257H33V255H32ZM114 257V256H113ZM222 257V256H221ZM52 258H54V256L52 257ZM138 258V257H137ZM132 259V258H131ZM20 260V259H19ZM18 260V261H19ZM53 260V259H52ZM55 261V260H54ZM53 261V263H55ZM61 261V260H60ZM85 261V260H84ZM87 261V260H86ZM108 261V260H107ZM208 261V260H207ZM131 263H132V261H130ZM46 263V262H45ZM44 263V264H45ZM51 263V262H50ZM60 263V262H59ZM86 263V262H85ZM112 263H113V261H112ZM111 263V264H112ZM3 264V263H2ZM91 264V263H90Z\"/></svg>","mask_w":264,"mask_h":264}]
</instances>
